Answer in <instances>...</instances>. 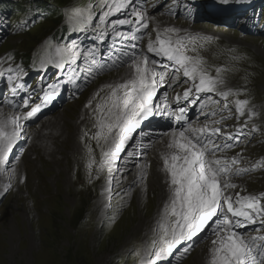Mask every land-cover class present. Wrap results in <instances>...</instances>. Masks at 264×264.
Wrapping results in <instances>:
<instances>
[{"label": "rangeland", "instance_id": "rangeland-1", "mask_svg": "<svg viewBox=\"0 0 264 264\" xmlns=\"http://www.w3.org/2000/svg\"><path fill=\"white\" fill-rule=\"evenodd\" d=\"M47 1L51 8L57 10L69 8L68 18L73 16V22L75 18L71 9L100 3V0ZM99 12L98 7L93 8V16ZM156 14L165 17H157V22H152V26H159V29L175 27L213 33V30H204L206 23L231 28V23L223 18L215 21L205 18L196 22L190 18L175 19L170 13L147 12L150 17ZM6 18H12L15 28L14 33L0 38V56L9 52L0 58V69L4 72L12 61L8 60V56L14 57L12 52L24 55L42 45H48V41L53 42L52 31L55 28L49 18L29 22L27 17L19 18L17 11L8 13ZM19 20H24V25ZM225 22L230 26H221ZM237 31L229 36H225L223 31L215 32L225 40L216 46L212 45L207 54L218 64L225 60H229V64L238 63L236 59H243L250 65L253 80L245 77L242 68L231 70V73L235 79L242 80L243 89L247 90L245 95L251 97L254 106L260 107L264 101V38ZM251 36L253 38L248 39ZM258 39H263V42L253 41ZM226 40L241 46L240 51H235V54L227 52L229 47ZM130 63L131 61L126 62L96 77L85 87L81 97L69 101L64 99L56 111L47 117L48 120L45 118L32 126L24 127V139L15 146L7 166L9 170L14 167L15 173L6 171L4 176L0 175V189L10 185L8 191L0 196V264H136V257L133 255L135 248L153 238V233H146L143 227L144 220L147 222L152 217L147 215L150 209L147 213H142V200L152 201L155 208L152 213L157 208L162 210L163 204L156 198L152 185L146 179L143 183L140 180L133 181L132 167L142 158L148 160L146 157L154 150V143L159 136L144 141V138L140 140V136L136 135L126 142L120 168L109 185L107 167L97 178L101 149L90 139L95 132L94 111L85 107L98 91L100 98L93 100V106L102 102V98L109 92L106 85L116 84L104 82L109 78L103 77L122 74ZM237 85L240 86L239 83ZM160 93L158 91L157 95L160 96ZM1 109L17 113L4 106L3 98L0 100ZM60 118L59 123L52 125ZM253 119L263 120L264 114L257 113ZM85 132H88V136H84ZM74 144H77L76 148ZM137 144L139 145L136 146ZM148 144L152 146L142 147ZM88 146L93 149L91 157ZM138 147L141 150L138 151ZM263 155L264 141L254 145L247 154L244 169L249 171L232 179L238 184L234 192L244 195L264 191V167H256V175H253V165L261 163ZM228 156L233 157L235 154ZM91 158L96 163L91 170L90 180L87 163ZM106 188L109 190L106 191ZM158 219L159 217L150 220L151 228L156 227ZM211 235L212 232L208 230L196 246L187 253H179L169 264H194L196 255Z\"/></svg>", "mask_w": 264, "mask_h": 264}, {"label": "snow or ice", "instance_id": "snow-or-ice-1", "mask_svg": "<svg viewBox=\"0 0 264 264\" xmlns=\"http://www.w3.org/2000/svg\"><path fill=\"white\" fill-rule=\"evenodd\" d=\"M220 2L228 4L229 0H220ZM94 7L100 10L99 23L96 24L99 38L103 39L111 33L114 40L130 41L132 49V51H123V55L131 61L130 77L115 85H106L109 92L102 98V102H97L93 106V100L100 98L98 91L93 100L85 105L94 111L95 132L90 139L94 140L101 149L97 178L107 167L109 173L107 184L112 183L114 177L111 173L115 169V162L125 150L126 142L131 139L130 134L145 120L160 114L173 117L177 123L187 124L166 134L167 139L160 158L162 171L165 174L167 199L153 229V238L133 252L138 258L137 264H157V261L173 254L174 248L181 242L192 240L209 227L213 239L206 258L207 264H264V234L245 235L240 231L248 225L259 224L260 228L257 231L264 232V193L242 195L240 192H234L237 185L233 183L232 177L249 169L237 167L240 154L234 157L222 155L225 150L233 147V144L227 141H239L243 135L242 129L237 128L235 133L223 132L217 125H220L226 117L221 116L220 120H207L208 116L217 114L214 109L205 114L204 124L192 125L187 121L188 108H173L168 102L167 92L161 97V103H156L158 90L165 85L173 87L179 83L180 76L185 78V83L190 82L191 86L175 95L174 100L177 104L181 100L192 105L201 103V94H216L224 101L230 96L239 95V90L233 91L227 88L222 75L226 69L214 68L216 75L213 76L211 74L213 69L206 67L207 61L199 54L204 44L201 43L197 47V41L208 38L193 36L175 27L161 30L157 26L155 41L149 39L147 44V54L143 52L137 54L136 42L142 39L140 34L148 29L153 18H150L135 0H100L98 5L71 9L75 17V26L73 16H69L67 21L69 27L77 30L90 25ZM117 13H123L125 18L109 19ZM123 25L132 26L131 30L128 32L119 30ZM48 45L54 47L55 55L58 57L55 61L57 67L63 68L66 64L70 67L81 55L90 59L92 65L96 64L95 49L81 53L77 50L75 42L71 45L52 46L51 41H48ZM113 51L115 53L117 50L113 49ZM148 54L161 57L169 63L151 59ZM11 59L9 55L8 60ZM53 62L50 56L46 61L42 60L41 66ZM19 71V65L15 69L11 66L7 69L9 84H14L11 73ZM91 71L90 66L89 72ZM4 74V70L0 69V76ZM23 75L26 76L27 73ZM15 79L21 77L16 76ZM21 87L23 85L15 84L11 92L15 95ZM49 88L55 93L56 85H50ZM54 98V95L46 97V99ZM8 103L12 102L8 101ZM234 103L239 116L247 112L251 119L256 115L247 109V100L238 99ZM219 104V100L211 99L209 96L203 107ZM23 107L30 110L13 114L0 112V175L6 171L15 173L14 167L9 170L7 166L10 157L14 154L15 146L22 138L24 122L35 117L40 111V105L31 106L29 99L24 100ZM222 110H229L227 103L223 105ZM84 136H88V132H85ZM219 137H225V142L217 143ZM151 146V144L142 145L144 148ZM92 151L91 146H88L90 157ZM95 163L94 158L89 159L87 163L90 180ZM148 166L144 164L140 167L138 178L141 183L146 176ZM253 167H264V162ZM9 188L10 185L0 189V196H3ZM189 250L185 248L184 251L186 253Z\"/></svg>", "mask_w": 264, "mask_h": 264}, {"label": "bare ground", "instance_id": "bare-ground-1", "mask_svg": "<svg viewBox=\"0 0 264 264\" xmlns=\"http://www.w3.org/2000/svg\"><path fill=\"white\" fill-rule=\"evenodd\" d=\"M157 17L165 19V17L156 14V15L150 17V18H153L151 20V22H157V20H158ZM222 22H224V21H222ZM225 25H229V24L226 23ZM206 29L210 30V31L213 30L212 32L214 34L218 33L219 31H223L225 36H229V35H232V34L238 32L236 29H233V28L225 29L224 27H216L214 24H210V23H206V26H205L204 30H206ZM249 38L251 39L253 37L251 36V37H248V39ZM234 39H237V38H234ZM260 40L263 42V39H258V40H253V41H259L260 42ZM255 43H258V42H255ZM130 75H131V70L128 67L125 70V72H123L122 74H120V75H118L116 77H113V76H107L106 77L105 76V77H103V79L109 78V80L104 81V82H107V83H112V82L113 83L114 82L115 83H119V82H122L124 79L129 78ZM53 110H55V109H53ZM0 112H2L4 114H13V113H10V112H6L4 109H1ZM48 119L49 118H47V120ZM60 121H61V118L55 120L52 125H56ZM173 129H178V128H175V127H172V126H163L162 128H155L154 130H152V132H150L148 135H146V140H148V141L150 140V138H152V137L154 138L157 135L159 136L158 137L159 139L156 141V143H154L155 144L154 145L155 146L154 150H151V152L147 155L146 159L148 158V160H142L143 159L142 158L140 161L135 163L136 165H134L132 167V169H133L132 178H133V181L137 182V180H139L138 173L140 171V167H142L144 164H148L149 165L148 168L146 169V176H145L144 180L146 179L147 183L152 185V187L154 189L152 192H155V194L157 195L156 198L159 200V202L161 204H164V202L167 199V187H166V183H165V174L162 171V160L160 158V154L164 150V142L167 139L166 134L171 132ZM75 130H77V129H75ZM57 131H59V129ZM76 145L77 144H74L75 148H76ZM123 161H125V160L123 159ZM32 164H33V162H32ZM27 171H28V169H27ZM115 175H116V173L114 174V176ZM157 190H158V193H157ZM142 205H143V209L141 210L142 213H147L149 211V209H150V211L147 213L149 218L152 217L151 219L153 220V219H156L157 217H159L161 209L157 208L155 210V212L152 213L153 209H155L154 208V204L152 203V201L147 200V199H143L142 200ZM151 219L147 220V222H145V220H144V222H143V227H145L144 230L148 234L149 233H153V229H155L153 227L152 228L150 227L151 223H149V222H150ZM212 239H213V236L211 235V237L209 238L208 242L204 245V247L201 249V251L196 255V257L194 259V264H207V259L206 258L208 257V254H209V247H210Z\"/></svg>", "mask_w": 264, "mask_h": 264}, {"label": "trees", "instance_id": "trees-1", "mask_svg": "<svg viewBox=\"0 0 264 264\" xmlns=\"http://www.w3.org/2000/svg\"><path fill=\"white\" fill-rule=\"evenodd\" d=\"M44 3V2H43ZM52 12H53V14H54V11L52 10ZM213 21H215V19H217V18H211ZM218 20H221V19H218Z\"/></svg>", "mask_w": 264, "mask_h": 264}]
</instances>
